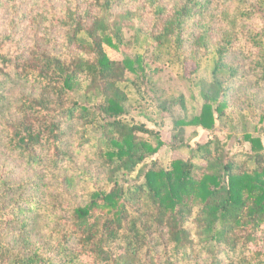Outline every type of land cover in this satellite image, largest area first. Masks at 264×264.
Wrapping results in <instances>:
<instances>
[{
    "label": "trees",
    "instance_id": "1",
    "mask_svg": "<svg viewBox=\"0 0 264 264\" xmlns=\"http://www.w3.org/2000/svg\"><path fill=\"white\" fill-rule=\"evenodd\" d=\"M26 4L22 21L33 32L21 30L22 51L0 53V149L35 176L13 181L0 170V264H264L261 139L244 134L249 148L215 134L194 148L184 142L188 127L213 132L218 119L257 115L254 98L247 110L228 108L236 89H264V0ZM147 66L187 80L200 108L173 123L170 149L188 156L141 177L165 146L127 119L126 76L138 90ZM92 126L99 145L84 135ZM50 177L64 192L52 191Z\"/></svg>",
    "mask_w": 264,
    "mask_h": 264
},
{
    "label": "rangeland",
    "instance_id": "2",
    "mask_svg": "<svg viewBox=\"0 0 264 264\" xmlns=\"http://www.w3.org/2000/svg\"><path fill=\"white\" fill-rule=\"evenodd\" d=\"M22 1L23 0H17L11 4L5 5L2 4L4 0H0V4H2L0 5L1 54L15 55L19 50L22 51L23 48L20 49L19 47L25 44L21 42L22 36H24L21 30L26 29L27 33H29L31 29V32H33L28 23L22 21V9L26 7V11L31 12L29 4L22 6ZM64 1L65 0H60V3L64 5ZM150 21L149 18H145L146 23ZM255 22H260L257 14L255 16ZM131 35L132 33L125 29L124 36L126 46L121 48V51L126 55L131 53V46L128 47V41ZM112 57L117 60L121 59V55L117 53H114ZM191 71L192 67L188 65V68L184 71L185 77H188ZM145 75L143 79L139 78L138 90L136 88V76L132 74H127L126 76L127 80L131 82L129 88L131 105L127 113V119L143 124L147 128L157 132L160 140L164 142L165 146L162 147L156 155L147 158L142 167L143 171L141 172V177L142 173L149 168H166L171 160L177 158L184 159L188 156V148H182L178 151L170 149L172 146L171 143L174 142V140L171 141V135L175 133L173 130V123L176 119L190 120L199 113L200 108L197 90L189 84L187 80L174 75L169 70L155 72L151 66L145 67ZM235 94H237V96H235ZM75 98H79V95ZM252 98H254L253 101L256 103L257 107V115L255 117H249V120L244 124H238V120L231 122L230 120L218 119L213 132H207L200 128L188 127L184 130V142L194 148L196 145L204 144L212 134H215L218 138L230 136L229 139L226 138L224 140L226 141V145L230 148H237L238 146H236L235 143L242 144L240 147L249 148V144H244L242 142L243 135L248 134L253 138L261 139L264 145V119L262 123L259 121V115L264 112V89L257 91L250 86L240 87L238 91L236 89L228 108V114H235L239 110H247V102ZM181 102L182 105L180 104ZM84 133L85 137L90 139L91 144L99 145L101 135L98 127H89ZM147 140L152 146H155L156 142L154 138ZM0 170L13 181L32 180L35 176L34 173L29 172L25 166L10 160L1 149ZM47 181H52V191L56 193L64 192V187L59 183L58 177H55V179H47ZM129 181H136V173L132 174ZM74 182L75 181L72 182V185ZM72 187L73 186H71V190L68 193L70 198L75 197ZM27 195L40 197L41 192L34 193L28 190ZM68 195L65 196L68 198ZM39 222L40 219L37 223Z\"/></svg>",
    "mask_w": 264,
    "mask_h": 264
}]
</instances>
